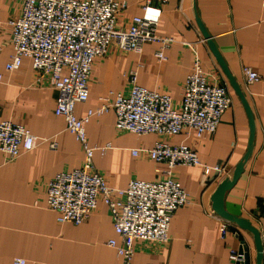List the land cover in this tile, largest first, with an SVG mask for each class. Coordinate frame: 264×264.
I'll return each instance as SVG.
<instances>
[{"label":"crops","instance_id":"0c3cea01","mask_svg":"<svg viewBox=\"0 0 264 264\" xmlns=\"http://www.w3.org/2000/svg\"><path fill=\"white\" fill-rule=\"evenodd\" d=\"M124 1L117 27L127 29L133 17L143 15L147 0ZM150 1L160 9L157 37L173 41L167 48L157 42L144 44L139 53H125L112 44L104 58L95 60L87 101L75 105V116L81 118L99 108L103 98L126 94L131 72L138 86L165 94L178 106L195 55L205 71H218L232 103L213 135L197 139L195 132L189 131L165 140L169 145L194 150L201 165L172 169L171 175L187 194L188 204L173 214L168 242H136L131 264H235L230 254L238 252L242 243L247 246L249 264H255L253 236L228 223L226 237L221 239L219 219L207 214L212 210L210 197L215 188L231 176L246 153L249 124L240 100L201 35L195 13L239 86L254 121L251 156L235 185L226 192L224 210L249 222L264 245V0H168L164 5ZM20 13L19 3L0 0V22ZM157 52H162L165 60L159 61ZM10 54V32L5 27L0 32V121L24 127L39 138V145L12 162H6L0 152V264H12L15 258L24 259L26 264H124L108 245L110 240L120 243V239L104 204L99 203L79 226L59 225L55 213L47 209V181L58 173L79 169L84 153L66 130L64 120L54 115L58 92L48 76L35 73L26 58L18 70L7 72ZM243 66L257 73L259 81L245 85ZM85 133L90 146L105 148L94 151L92 163L115 189H125L132 180L161 179L167 171L164 164L131 154L132 150L152 148L160 138L116 130L112 110L93 116L85 125ZM203 166L210 169L207 174ZM215 166L223 172L218 174Z\"/></svg>","mask_w":264,"mask_h":264},{"label":"built area","instance_id":"2783aa9c","mask_svg":"<svg viewBox=\"0 0 264 264\" xmlns=\"http://www.w3.org/2000/svg\"><path fill=\"white\" fill-rule=\"evenodd\" d=\"M21 5L20 16L0 22V32H10L11 54L5 65L7 72L21 67L24 58L40 76H48L58 92L54 115L64 120L66 130L80 143L84 161L79 169L56 174L46 183V207L56 215L59 225L79 226L104 204L120 243L108 242L124 264H131L136 242L166 244L173 214L188 204L185 191L172 177L176 166L197 167L200 160L194 150L185 145H169L165 140L194 131L196 138L213 135L220 121L231 107V97L217 72L205 71L200 60H193L189 75L182 87L181 101L175 106L162 93L150 91L136 84L135 73L128 77V92L118 93L95 110L77 118L75 105L88 98V83L95 60L104 58L112 44L125 53L141 51L144 44L157 42L167 48L172 39L159 38L156 30L160 9L151 1L143 5L142 16L133 17L127 29L118 28L117 20L124 0H7ZM164 5L168 0H158ZM159 61L165 60L157 52ZM241 75L245 85L259 81V75L243 66ZM1 79V77H0ZM38 80V79H37ZM112 110L115 128L137 136L154 134L160 139L148 150H132L135 157L144 155L150 161L164 164L163 178L145 182L132 180L125 189H115L94 169L93 153L105 148L90 146L85 125L93 116ZM39 138L24 127L9 121H0V152L6 162L15 161L22 153L33 151ZM51 148L55 144L50 145ZM205 174L210 169L203 166ZM218 174L219 166L213 167ZM207 214L219 219V235L224 239L228 222L212 210ZM264 252V245H263ZM230 260L242 261L238 252H231ZM12 264H26L22 258Z\"/></svg>","mask_w":264,"mask_h":264},{"label":"water","instance_id":"95a60500","mask_svg":"<svg viewBox=\"0 0 264 264\" xmlns=\"http://www.w3.org/2000/svg\"><path fill=\"white\" fill-rule=\"evenodd\" d=\"M195 21L196 24L201 32V35L203 39L206 41V44L213 55L215 61L217 62L218 66L220 67L221 71L223 72L224 76L228 80V83L238 99L240 100L244 111L246 113V116L248 118V124H249V141H248V146L246 153L242 157V159L237 163V165L234 167L232 174L230 177L224 178L215 188L213 194L210 197L211 201V209L215 213L217 217L220 219L228 222V223H234L236 224L240 229L245 230L249 232L253 236V241H254V246H255V264H262L263 257H264V252H263V244L260 240L259 233L257 232L256 229L251 227L250 223L247 222L244 219H240L237 217H234L230 214H228L224 210L223 206V200L224 196L227 191H229L236 183L238 178L243 172V167L245 163L249 160L252 152V147H253V138H254V121H253V116L251 113V110L233 77L229 73L224 61L222 60L219 52L217 51L212 39L209 37L207 34L206 30L204 29L200 19L197 17L195 13ZM238 255L240 258H242V261L236 262L235 264H249V255H248V249L247 246L242 243V246L240 247L238 251Z\"/></svg>","mask_w":264,"mask_h":264}]
</instances>
